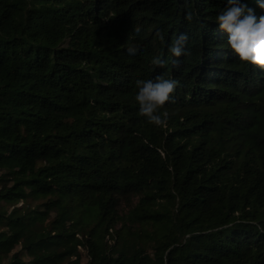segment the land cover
Masks as SVG:
<instances>
[{
    "label": "trees",
    "instance_id": "trees-1",
    "mask_svg": "<svg viewBox=\"0 0 264 264\" xmlns=\"http://www.w3.org/2000/svg\"><path fill=\"white\" fill-rule=\"evenodd\" d=\"M225 3L0 0V264H264V68ZM159 73L163 126L133 99Z\"/></svg>",
    "mask_w": 264,
    "mask_h": 264
},
{
    "label": "clouds",
    "instance_id": "clouds-1",
    "mask_svg": "<svg viewBox=\"0 0 264 264\" xmlns=\"http://www.w3.org/2000/svg\"><path fill=\"white\" fill-rule=\"evenodd\" d=\"M258 6L264 9V0H257ZM199 20V15L187 11L185 19L191 22L193 18ZM217 28L227 34L225 47L231 50L241 62L264 68V15H257L255 9L249 7L243 0H226L225 7L215 17ZM140 33L141 27H135ZM183 35V34H181ZM129 55H136L138 48L129 45L126 49ZM173 56L179 57L182 49L172 46ZM152 63L165 68L168 61L159 56L152 59ZM179 81L159 73L150 79H136L134 83L133 99L138 106V113L156 126H163L169 119V113L162 111L170 94L174 92Z\"/></svg>",
    "mask_w": 264,
    "mask_h": 264
},
{
    "label": "rangeland",
    "instance_id": "rangeland-1",
    "mask_svg": "<svg viewBox=\"0 0 264 264\" xmlns=\"http://www.w3.org/2000/svg\"><path fill=\"white\" fill-rule=\"evenodd\" d=\"M139 196L137 195H132L128 197V199L122 200L121 204L119 206V216L123 218V220L119 221L116 225V229L120 230L123 227V221L126 215L129 213V211L135 206V204L138 202ZM111 242H113L112 239H110ZM81 256H80V261L81 264H86V262L89 259L88 251L87 249L81 248ZM152 249H149V252H151Z\"/></svg>",
    "mask_w": 264,
    "mask_h": 264
}]
</instances>
